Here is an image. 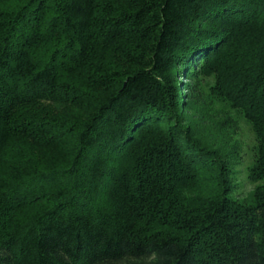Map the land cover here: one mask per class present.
<instances>
[{
  "label": "trees",
  "instance_id": "1",
  "mask_svg": "<svg viewBox=\"0 0 264 264\" xmlns=\"http://www.w3.org/2000/svg\"><path fill=\"white\" fill-rule=\"evenodd\" d=\"M0 264H264V0H0Z\"/></svg>",
  "mask_w": 264,
  "mask_h": 264
},
{
  "label": "rangeland",
  "instance_id": "2",
  "mask_svg": "<svg viewBox=\"0 0 264 264\" xmlns=\"http://www.w3.org/2000/svg\"><path fill=\"white\" fill-rule=\"evenodd\" d=\"M185 83L184 79H181ZM195 105L188 111L187 116L198 123L197 128L220 151L227 154L228 165L236 182L232 196L247 200L248 191L254 184L246 177V170L254 158L255 140L250 126L234 110H225L215 98L201 92Z\"/></svg>",
  "mask_w": 264,
  "mask_h": 264
}]
</instances>
